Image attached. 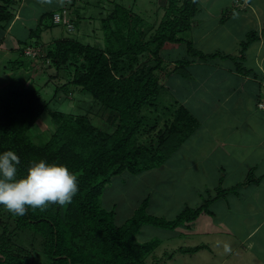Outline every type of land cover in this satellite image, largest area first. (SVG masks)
Wrapping results in <instances>:
<instances>
[{
    "label": "trees",
    "instance_id": "trees-1",
    "mask_svg": "<svg viewBox=\"0 0 264 264\" xmlns=\"http://www.w3.org/2000/svg\"><path fill=\"white\" fill-rule=\"evenodd\" d=\"M14 2L0 3V43L5 41L2 32L15 18L11 7ZM73 5L74 2L69 6ZM161 6L165 13L149 38L147 30L140 26L142 16L115 2L106 16L100 14L102 44L84 43L76 37H61L46 47L39 39L33 43L30 39L40 38L43 27L59 24L53 20L56 11L67 8L72 14L70 7L62 6L43 13L37 26L29 27L27 36L17 38L18 47L10 48L17 57L8 61L13 71H30L31 76V72L44 71L47 61L52 62L57 73L71 69V81L63 87L73 84L94 99L99 120L86 113L51 108L40 87L20 84L21 76L10 79L7 86L0 83V154L7 150L18 154L21 163L17 178L26 176L30 162L43 159L66 165L77 176L79 189L66 206L50 204L45 210L29 207L23 216L0 205V264H149L147 256L161 240L138 242L137 235L144 225L172 229L193 222L203 211L211 213L209 203L213 198H207L202 205L186 207L174 218H167L150 211L147 196L123 223H117L115 207L101 205L106 186L117 175L160 169L199 126L189 109L175 102L173 107H165L173 113L163 130L157 129L162 132L149 142L142 141V135L157 126L149 122L146 111L158 108L165 72L156 74L155 70L165 61L162 50L167 44L186 46L187 55L176 61L177 70L185 69L195 56L202 60L221 56L233 58L240 72L247 71L235 56L221 51L206 53L185 36L198 11V0H164ZM76 15L71 16L74 29L80 21L77 11ZM257 37L256 31L248 32L243 47ZM27 49L35 53L28 54ZM144 54H149L155 65L138 71L134 63ZM243 57L244 51L240 55ZM44 113L50 116L54 130L42 142L35 139L32 129ZM235 189L236 186L220 188L219 194ZM24 234L29 247L21 242ZM202 248L207 247L203 244L181 250L197 252Z\"/></svg>",
    "mask_w": 264,
    "mask_h": 264
},
{
    "label": "crops",
    "instance_id": "crops-1",
    "mask_svg": "<svg viewBox=\"0 0 264 264\" xmlns=\"http://www.w3.org/2000/svg\"><path fill=\"white\" fill-rule=\"evenodd\" d=\"M72 1L74 5L70 7ZM163 1L158 0L160 5ZM42 2L44 5L45 0L35 1V4L42 8ZM232 2L234 0H198V11L185 36L192 39L196 48L200 49L199 40L206 39L208 29L221 27L225 29L223 31L227 37L237 42L246 39L248 32L256 31L257 39L247 46L241 60L239 55H235L238 52L233 53L223 46L224 40L221 45L219 42L213 44L217 48L208 52L200 49L206 53L221 51L235 56L247 69L246 73L237 69L233 58L221 56L208 60L195 56L185 69L177 70L176 61L187 55L181 58L185 49L178 55L173 54V57L165 55L167 50L174 51L171 50L173 43L167 44L162 50L164 60L175 65V71L170 74L172 86L165 88L178 98L175 100L177 106H186L199 120V126L166 160L162 167L165 172L159 173L166 174V178L175 176L178 184L190 182L194 192L212 191L209 192L212 195L210 198H213L209 203L211 213L206 214L216 218L214 216L219 211L231 224L236 221V235L226 237L223 233L218 239H230L231 245L239 242L245 253L253 251L258 257L263 256L264 260V107L259 105L264 102V0H246L245 8L242 9L233 6ZM136 3L137 0H133V4ZM52 6L51 10L68 6L72 14L75 11L79 13L85 7L82 0H53ZM11 7L15 18L2 32L5 41L0 43V55L3 57L5 54H13L10 48L18 47L17 38L28 35L29 31L22 34L16 27L27 29V23L33 21L30 15L38 11L36 7L28 8L27 0H15ZM26 7L28 9L23 12ZM45 12H39V17ZM102 13L99 12V15ZM165 180L161 177L159 182ZM235 186L234 191L219 194L220 188L230 189ZM219 202H223L226 208L221 207ZM167 205L160 202L161 209L167 208ZM223 208L226 210L222 211ZM242 228L245 231L240 234ZM229 231L234 229L229 228ZM203 238L208 239L210 244L215 242L206 238V235ZM196 246L201 245L193 247ZM207 248L212 250L213 247Z\"/></svg>",
    "mask_w": 264,
    "mask_h": 264
},
{
    "label": "rangeland",
    "instance_id": "rangeland-1",
    "mask_svg": "<svg viewBox=\"0 0 264 264\" xmlns=\"http://www.w3.org/2000/svg\"><path fill=\"white\" fill-rule=\"evenodd\" d=\"M35 1L40 2V0H27L28 8L36 7V10H38L34 15H30V20L33 21L31 23H27L28 28L37 26V22L39 21V12L42 13L43 11H50L51 8L54 7L52 6L53 0H45L44 5L42 2V8L37 7ZM244 1L246 2V0H234L232 3L236 8L242 9L245 8ZM115 2L121 3L126 7L133 8L136 13L142 16L143 22L140 24V26L147 30L146 38H149L155 32L165 13V9L161 7L158 0H137L139 4H133V0H82V3L85 7L79 12L80 16L78 18L80 21L77 23L74 30H69L67 26L63 24H56L53 26L50 25L48 27H43L40 38L34 36L33 40H30L35 43V41L39 39L42 47H46L49 42L61 37H76L84 43L102 44L104 42L101 20L102 15H99V12L104 13L107 11V8L111 10L114 7ZM0 3H3V0H0ZM28 8L26 7L23 12H26V9ZM37 12L38 15H36ZM72 15L73 14H71V16ZM35 16L36 18L33 19ZM103 16H106V12ZM200 16H202V14H200ZM46 21H49V18L46 19ZM208 23L213 24V22ZM205 25L206 23L204 26ZM16 28L19 30L18 32L22 34H26L29 31L28 28L22 29V26H17ZM223 30L221 27L208 29V35L206 34L205 36L206 39L199 40L201 44V47L199 48L208 52L211 49L217 48V46L213 44L219 42L221 45L224 40L223 46L233 53L238 52L235 55L240 56L242 51H245V48H247L243 47L242 44V41H244L245 38L242 40L239 39L237 42L235 39L227 37L226 32ZM221 32L224 35H220ZM237 33L239 35L241 34L240 32ZM184 34H186V32H184ZM220 45L218 47H220ZM38 48L40 50L41 45L38 46ZM182 49H185L181 56L182 58L186 55V46L183 48V44L180 46L179 44H173V48L171 50L174 51L170 52L166 49L167 53L165 55L173 57V54L178 55ZM1 56L2 55H0L1 86L4 87L13 77L21 76L20 84L25 82L24 84L27 86L40 87L43 99L49 101L51 108L66 113H86L91 119L99 120L98 115H96L98 111V105L94 103V99L88 95H84L79 90V88L73 84L63 87V85H66L71 81V69L64 68L62 71L57 73L52 62L47 61L44 66V71L37 72L36 74L31 72L30 76V71L24 73L21 71H13L12 69L8 68V61L17 58H15V53L5 54L4 57ZM239 59L241 60L240 57ZM153 65H155V61L153 58H150L149 54L140 56L139 61L134 63V67H136L138 71L142 69L147 70V67ZM174 67L175 65L172 63L164 61L161 68H157L155 70L156 74H160L163 71L165 72L164 76L161 78V83L163 85L161 89H163V91L160 89L158 94V108L155 110L152 107L151 110L149 109V111H146L149 122L152 125L156 124L157 126L154 130H149L147 133L142 135V141L144 142L148 141L149 139L153 140L155 137H157L162 132L169 119H171L170 116L171 113H173V110L168 111L165 107H173L172 104L174 105L175 100H178V98L176 96H172L170 90H167L165 86L167 88H171L172 86L170 74L171 72L175 71ZM58 87L59 91L56 92ZM176 90L178 89L176 88ZM99 124L101 123L99 122ZM151 124H149V126H151ZM158 128L162 129L161 132H158ZM112 129H114V127L110 128V130ZM32 130L36 140L42 142L45 141V138L49 135V133L54 130L51 118L48 113L43 114ZM163 165L160 167V169L154 168L137 175H117L112 180V182L106 186L105 192L101 197L102 207H115L116 222L123 223L132 214L134 209L139 206L141 201L145 197L150 196L149 209L151 212L166 216L167 218H174L184 208H195L200 206L205 202V199L212 196V191L210 190H203L200 193L194 192L190 188V182L188 181L178 184V182L176 183L175 176H168L166 178V174L159 173L164 171V168H162ZM169 167L170 169L172 168V166ZM161 177L167 180L159 182ZM172 185H174L173 190ZM219 201H222V199H219ZM160 202L168 203L166 206L167 208L161 209ZM222 203L223 202H219V205L224 207V204ZM224 208H226V206ZM224 208L222 211L226 210ZM206 213L207 212L203 211L199 217L194 220L195 222H190L191 224L185 222L172 229L153 226L150 224L144 225L137 235L138 242H146L155 239L161 240L153 252L147 256L148 263L264 264V260L262 259L263 256L259 255L258 257L253 251H250V253H245L241 243L235 242V245H231L232 240L230 242V239H228V241H221L218 239L220 234L223 233H225L224 236L226 237L231 236V234L236 235V221H233L234 223L231 224L229 221H227L228 218L226 219L225 215L219 211L216 213V216H214L216 218H213V216ZM219 227L220 229H218ZM229 228L234 229V231H229ZM223 229H226L227 231ZM244 231L245 229H240V234ZM204 235H206V238L215 240L214 244H210L208 239L203 238ZM27 236L29 237V235ZM20 238L23 239L20 241L24 245H28L29 242L25 234L21 235ZM197 244H206V246H209V248L213 247L212 250L214 252L208 248L200 249L198 252H184L181 250V248H191ZM225 245L228 246V251L225 250ZM29 246L30 245H28V247ZM31 250L33 251L34 249L32 248ZM34 254L36 255L35 251Z\"/></svg>",
    "mask_w": 264,
    "mask_h": 264
},
{
    "label": "clouds",
    "instance_id": "clouds-1",
    "mask_svg": "<svg viewBox=\"0 0 264 264\" xmlns=\"http://www.w3.org/2000/svg\"><path fill=\"white\" fill-rule=\"evenodd\" d=\"M20 157L13 150L0 154V205L14 215L27 209L45 210L50 204L66 206L78 192V178L68 167L43 159L30 162L27 174L17 178ZM228 251V246L225 245Z\"/></svg>",
    "mask_w": 264,
    "mask_h": 264
},
{
    "label": "built area",
    "instance_id": "built-area-1",
    "mask_svg": "<svg viewBox=\"0 0 264 264\" xmlns=\"http://www.w3.org/2000/svg\"><path fill=\"white\" fill-rule=\"evenodd\" d=\"M53 20L55 23H59L67 26L69 30L74 29V22L72 21L70 12L67 8H63L61 10L56 11L53 15ZM26 52L28 54L35 53L34 49H27ZM259 105L261 107H264V102H260Z\"/></svg>",
    "mask_w": 264,
    "mask_h": 264
}]
</instances>
